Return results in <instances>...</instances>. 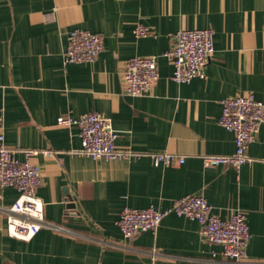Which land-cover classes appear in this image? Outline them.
I'll list each match as a JSON object with an SVG mask.
<instances>
[{"label":"crops","instance_id":"0c3cea01","mask_svg":"<svg viewBox=\"0 0 264 264\" xmlns=\"http://www.w3.org/2000/svg\"><path fill=\"white\" fill-rule=\"evenodd\" d=\"M139 23L149 35H136ZM74 28L104 37L94 60L65 64ZM181 28L214 30L206 75L188 82L172 78L164 56ZM149 55L158 56L153 88L126 94L125 63ZM249 92L264 101V0H0V130L21 160L39 150L29 158L41 170L38 194L48 223L60 226L29 241L10 236L1 208L19 191L0 187V264H264V124L248 149L252 162L203 161L235 151L233 132L219 122L221 102ZM92 110L110 120L117 146L132 156L72 152L82 147L79 128L57 120ZM152 152L186 160L156 164ZM187 194L205 196L223 218L245 212L252 237L243 259L224 257L197 220L175 213L154 230L123 235L125 207L165 209Z\"/></svg>","mask_w":264,"mask_h":264},{"label":"built area","instance_id":"2783aa9c","mask_svg":"<svg viewBox=\"0 0 264 264\" xmlns=\"http://www.w3.org/2000/svg\"><path fill=\"white\" fill-rule=\"evenodd\" d=\"M135 31L137 36L150 34V28L143 23H139ZM103 48V36L90 30L74 28L68 35L64 62L68 64L92 61ZM214 52L212 28H181L173 34V44L164 52V56L173 65L172 78L177 82H188L206 75V67ZM158 77V56H133L125 63L122 74L125 93L133 96L147 94ZM221 103L219 122L233 132L236 149L231 154L204 155L203 161L206 166L240 167L253 161L248 149L264 124V101L249 92L225 97ZM57 123L78 126L82 147L73 149L75 154L97 159H123L133 155L130 150L117 146V131L110 120L99 111H88L79 118L60 116ZM25 152L27 160H21L16 150L6 144L5 135L0 130V187L13 186L19 191L16 201L1 210L7 217L9 235L29 241L45 226L52 229H60V226L48 223L45 202L38 194L41 170L29 158L39 150L27 149ZM44 153L52 154L48 150ZM150 156L156 164H182L186 160L185 156L168 152H152ZM170 213L197 220L202 226L204 236L210 242L222 245L224 257L234 260L245 257L252 237L245 212L238 209L228 218H223L211 211V204L205 196L198 194L177 198L165 209L154 205L144 208L125 207L120 214L119 226L126 238H132L140 231L154 230Z\"/></svg>","mask_w":264,"mask_h":264},{"label":"water","instance_id":"95a60500","mask_svg":"<svg viewBox=\"0 0 264 264\" xmlns=\"http://www.w3.org/2000/svg\"><path fill=\"white\" fill-rule=\"evenodd\" d=\"M72 207L75 208V204H72Z\"/></svg>","mask_w":264,"mask_h":264}]
</instances>
